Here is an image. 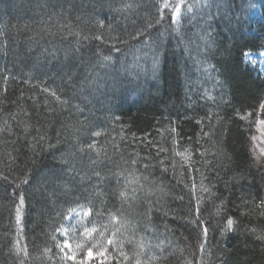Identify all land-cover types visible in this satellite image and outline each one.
Segmentation results:
<instances>
[{"label": "trees", "instance_id": "obj_1", "mask_svg": "<svg viewBox=\"0 0 264 264\" xmlns=\"http://www.w3.org/2000/svg\"><path fill=\"white\" fill-rule=\"evenodd\" d=\"M163 3L0 0V264H74L57 240L80 207L105 253L93 264H127L105 245L109 214L129 258L126 237L144 238L143 264H264V167L242 117L264 94L244 57L264 51V0H207L179 26L163 8L155 24Z\"/></svg>", "mask_w": 264, "mask_h": 264}, {"label": "snow or ice", "instance_id": "obj_2", "mask_svg": "<svg viewBox=\"0 0 264 264\" xmlns=\"http://www.w3.org/2000/svg\"><path fill=\"white\" fill-rule=\"evenodd\" d=\"M202 3H207V0H188L187 3H186V0H177V2H175L174 4L169 3V0H164V3L162 6H157V11L159 13V19H157L155 21V24L159 25V24L163 23V21L165 20V16H164V13L161 10V8L171 9L172 25L179 26L181 24L182 17L185 15H188V14L194 15L195 14L194 9L198 10ZM129 10H131V9L129 8ZM172 25H169V27L171 28ZM107 27L109 29H113L112 24H108ZM152 27H153V23L151 21H149L148 24L146 25V28H152ZM172 30L175 31L176 29L173 28ZM143 34L144 33H138V35H140V36H143ZM202 38H206V40H207L206 48L208 51H211V45L214 44V41L211 40V37L208 35L207 31H205V36ZM141 43L146 44L147 42L141 41ZM147 46L151 47V44H147ZM115 51L119 52L120 49L116 48ZM245 55L249 56V58L251 59L250 53L246 52ZM104 59L105 60H112L113 57L111 55H108V56H105ZM251 62L255 63L254 60H251ZM151 71H152L153 77L158 78L157 73L159 71V57L156 54H153V57H152ZM52 95L56 96V93L53 92ZM57 99H59V97H57ZM260 108L264 109V103L260 104ZM258 123L261 126V132L264 133V119L259 120ZM172 131L175 132V129H173ZM95 135L100 136V132H96ZM252 139L255 140L256 137L253 136ZM88 147L93 148V147H95V145L91 144ZM260 152L262 154H264V148H261ZM131 163L133 165H135L136 160H132ZM120 195L123 197L125 195V193L121 192ZM180 199L183 200V197H180ZM221 203L223 204V201ZM24 204H25V196L23 193H21L19 196V203L16 205V223L18 225L21 223V207ZM259 207L264 208V198L261 199ZM219 211H221V209H218V212ZM88 214H89L88 212L84 213L85 216H87ZM262 214H264V213H262ZM108 219H109V224L112 226L113 231H112L111 237L106 238V244L114 246L116 248V250L119 253V256L122 258V262H127V264H133V262H134V264H143L142 260L140 259V256L143 254L142 250L145 247L144 238L142 237L138 241L135 239L134 233H133V236L126 237L128 244L133 246V248H134L133 254H132L131 258H129L128 253H126L124 251V241L118 238L119 235L121 234L122 229L124 231H127V221L124 220L123 218H119L117 215H113V214H109ZM114 221H115V223H113ZM192 223H194L196 225V229H194V230L197 232L198 248L201 251V253L204 254V252L207 249L206 240L208 238L209 228L207 225H203L201 227V225L203 223V221L201 219H197V220L193 221ZM235 224H236V221L233 218H231V217L227 218L226 224H224V226L220 230L221 238H223L225 236L226 232L228 230H230ZM84 231L87 235H91L93 232H96L97 230L95 227H93V228H85ZM254 231L255 230H253V232ZM100 235L105 236V233L101 232ZM257 238L260 241H264V232H262ZM16 243L18 244L19 241H16ZM64 246H68L67 241H64ZM13 247L17 252H21L25 256L28 255L26 248H16L15 244ZM58 247H60V246H58ZM156 247H160V245H157ZM47 251L48 250L46 249L45 252H47ZM92 254H93L92 249H89L88 253H87V256L89 259L92 257ZM97 255L98 256L105 255V253H97ZM67 258L68 257L65 256V259H67ZM71 259L74 260L75 257L72 256ZM153 259H155V258H153ZM79 264H86V261L81 260V261H79ZM106 264H107V260H106Z\"/></svg>", "mask_w": 264, "mask_h": 264}, {"label": "rangeland", "instance_id": "obj_3", "mask_svg": "<svg viewBox=\"0 0 264 264\" xmlns=\"http://www.w3.org/2000/svg\"><path fill=\"white\" fill-rule=\"evenodd\" d=\"M249 56L244 54L246 62L250 64L252 68H258L264 80V51L260 53H250ZM254 60L255 63H252ZM258 66V67H257ZM264 103V94L258 100L256 106L250 111L245 112L242 117L246 124L250 127V139L249 150L254 161L264 167V154L260 152L261 148H264V133L261 132V126L258 121L264 119V109L260 108V104ZM256 139L253 140L252 137ZM85 212L89 214L84 215ZM90 211L87 208H77L69 213L65 221V226L61 227L58 231V244L57 251L61 260L69 263L79 264V261L85 260L86 264H93L99 262L104 255L98 256L97 253H104L102 245L98 243L96 236L99 234L98 228L89 222ZM96 228V232L91 235H87L84 231L85 228ZM64 241L68 242V246H64ZM107 245V244H105ZM60 246V247H58ZM92 249V257L89 259L87 256L88 250ZM65 256L68 258L65 259ZM74 256L75 259H71Z\"/></svg>", "mask_w": 264, "mask_h": 264}]
</instances>
